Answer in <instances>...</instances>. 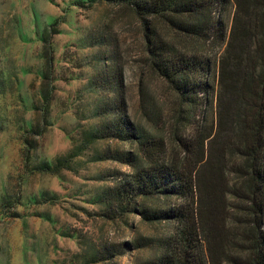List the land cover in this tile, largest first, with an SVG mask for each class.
Returning <instances> with one entry per match:
<instances>
[{"label":"rangeland","instance_id":"374dc122","mask_svg":"<svg viewBox=\"0 0 264 264\" xmlns=\"http://www.w3.org/2000/svg\"><path fill=\"white\" fill-rule=\"evenodd\" d=\"M233 16L231 10L229 24ZM173 37L216 64L223 53ZM116 51L129 119L152 129L143 108L156 105L171 157L187 162L177 136L189 139L193 131L185 129L172 87L154 73L142 22L131 9L105 0H0V264H148L178 247L170 221L142 214V207L169 208L167 200L127 193L121 204L117 198L136 171L118 153L147 163L138 144L116 132ZM224 102L227 135L240 118L238 99ZM207 116L206 126L217 122L216 102ZM223 139L213 146L211 175L224 165ZM240 153L239 147L228 153L234 162L225 169L226 204L205 216L219 231L211 244L215 264H254L257 253L249 183L232 166ZM208 248L207 242L206 254Z\"/></svg>","mask_w":264,"mask_h":264},{"label":"trees","instance_id":"16d2710c","mask_svg":"<svg viewBox=\"0 0 264 264\" xmlns=\"http://www.w3.org/2000/svg\"><path fill=\"white\" fill-rule=\"evenodd\" d=\"M105 1L128 7L140 18L152 69L172 87L183 106L179 112L185 129L190 127L193 131L189 139L177 136L187 159L182 163L171 157L167 141L158 130L163 124V115L156 105L143 108V121L153 125L152 129L142 121L129 119L122 91L124 80L117 53L118 40H114L116 132L119 137L137 143L147 163L138 165L137 158L118 153L117 160L136 171L133 180L117 190V198L124 199L129 193L167 200L169 208L142 207V214L151 221H170L175 228L172 235L175 240L171 242L178 246L157 263L148 264H215L211 244L219 231L207 223L205 216L226 204L230 183L225 169L234 162L228 159L232 147H239L241 152L232 166L249 183L248 215L253 218L257 252L252 261L264 264V0ZM231 10L234 16L229 24L226 17ZM156 21L160 26H155ZM173 35L223 50L220 60L216 64L206 52L181 48ZM229 95L238 99L236 111L240 120L238 127L232 126V132L225 135L222 131L228 126L230 111L225 107L224 98ZM215 102L217 122L213 120L208 127L207 113ZM220 137L224 138V147L218 150V156L225 162L211 175L208 169L212 149ZM219 176L221 181L216 183Z\"/></svg>","mask_w":264,"mask_h":264}]
</instances>
